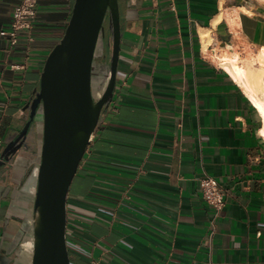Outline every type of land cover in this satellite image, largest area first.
I'll list each match as a JSON object with an SVG mask.
<instances>
[{
    "label": "crops",
    "instance_id": "crops-1",
    "mask_svg": "<svg viewBox=\"0 0 264 264\" xmlns=\"http://www.w3.org/2000/svg\"><path fill=\"white\" fill-rule=\"evenodd\" d=\"M20 1L0 0V33ZM74 4L39 0L32 41L0 35L1 151L25 125ZM120 11L115 94L67 198L70 264H264L262 120L220 61L261 70L264 0H121ZM28 143L15 189L0 184V238L12 203L30 215L31 197L17 200L39 138ZM205 177L226 192L219 213L203 198ZM8 248L0 239V254Z\"/></svg>",
    "mask_w": 264,
    "mask_h": 264
},
{
    "label": "water",
    "instance_id": "water-1",
    "mask_svg": "<svg viewBox=\"0 0 264 264\" xmlns=\"http://www.w3.org/2000/svg\"><path fill=\"white\" fill-rule=\"evenodd\" d=\"M120 1L75 0L65 34L46 59L39 89L22 110L25 125L5 143L0 166L5 156L16 153L12 146L18 144V150L33 135L39 138L33 170L17 193L18 203L31 197L30 215L23 214V206L7 215L0 239L9 248L0 254V264H70L67 198L115 94ZM12 217L21 222L18 230L9 223Z\"/></svg>",
    "mask_w": 264,
    "mask_h": 264
},
{
    "label": "built area",
    "instance_id": "built-area-1",
    "mask_svg": "<svg viewBox=\"0 0 264 264\" xmlns=\"http://www.w3.org/2000/svg\"><path fill=\"white\" fill-rule=\"evenodd\" d=\"M39 0H21L13 10V17L9 31L1 32L2 37H8L13 45L18 43L19 36L23 33L32 41L31 33L37 22ZM172 10L175 11L174 5ZM112 103V102H111ZM111 105V104H110ZM1 144V142H0ZM203 198L207 204L221 212L226 205V192L212 177L201 180Z\"/></svg>",
    "mask_w": 264,
    "mask_h": 264
},
{
    "label": "bare ground",
    "instance_id": "bare-ground-1",
    "mask_svg": "<svg viewBox=\"0 0 264 264\" xmlns=\"http://www.w3.org/2000/svg\"><path fill=\"white\" fill-rule=\"evenodd\" d=\"M209 42L210 40H208L207 44ZM220 61L222 63L229 62V64H225L226 70L230 73L233 79L243 88L246 95L249 97L252 105L260 115V118L262 120L260 134L264 138V100L262 97H260V93H258V87L264 90V61H261L262 72H256L258 76L256 74L254 75V73H252L251 71H249L250 73H248L245 67L238 65L235 56H232L231 58L223 57L220 59ZM251 73L253 74V76H256H252L253 80L249 78V74Z\"/></svg>",
    "mask_w": 264,
    "mask_h": 264
},
{
    "label": "flooded vegetation",
    "instance_id": "flooded-vegetation-1",
    "mask_svg": "<svg viewBox=\"0 0 264 264\" xmlns=\"http://www.w3.org/2000/svg\"><path fill=\"white\" fill-rule=\"evenodd\" d=\"M18 144L11 147L10 151L15 150V154L10 153V155L5 156L1 162L3 163L0 166V184L3 185L5 188H11L12 191L17 186V181L14 178L15 174H17V171L15 172V168H17L21 163L24 161L23 159L26 158V156H32L35 152V148H33V145L31 143L26 142L22 147H20L17 150ZM6 146L2 149V153L4 152V149ZM39 149V146H38ZM37 149V150H38ZM1 153V154H2ZM16 207L14 206L8 216H11L15 214ZM16 220L15 218H11Z\"/></svg>",
    "mask_w": 264,
    "mask_h": 264
},
{
    "label": "rangeland",
    "instance_id": "rangeland-1",
    "mask_svg": "<svg viewBox=\"0 0 264 264\" xmlns=\"http://www.w3.org/2000/svg\"><path fill=\"white\" fill-rule=\"evenodd\" d=\"M239 64H240V62H239ZM241 65L244 66V67H246V68H247L249 71H251L252 73H254V75L256 74V75L258 76L257 73L262 72V70H261V71H258L257 69H255V67H254L250 62H248V61H246V62H241ZM249 71H248V73H250ZM256 72H257V73H256ZM252 73L249 74V78L253 80V77H256V76H253ZM250 75H251V76H250ZM252 76H253V77H252ZM259 89H260V90H259ZM258 93H260V94H259L260 97H262L263 100H264V90L258 87ZM1 153H2V151L0 150V155H1Z\"/></svg>",
    "mask_w": 264,
    "mask_h": 264
}]
</instances>
